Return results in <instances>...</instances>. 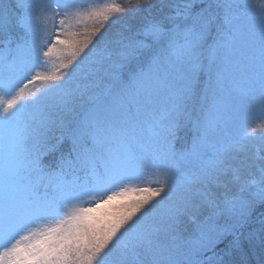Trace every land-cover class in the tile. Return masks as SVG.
Here are the masks:
<instances>
[{
	"label": "snow or ice",
	"instance_id": "1",
	"mask_svg": "<svg viewBox=\"0 0 264 264\" xmlns=\"http://www.w3.org/2000/svg\"><path fill=\"white\" fill-rule=\"evenodd\" d=\"M0 264H264V0H0Z\"/></svg>",
	"mask_w": 264,
	"mask_h": 264
},
{
	"label": "trees",
	"instance_id": "2",
	"mask_svg": "<svg viewBox=\"0 0 264 264\" xmlns=\"http://www.w3.org/2000/svg\"><path fill=\"white\" fill-rule=\"evenodd\" d=\"M113 2L118 3L121 6H127L129 4V0H126V1L125 0H109L108 3H113ZM131 2L133 4L135 3L134 0H131ZM260 2H261V0H253V3H260ZM117 16H119V14H116L109 21H106V22L102 21V20H92V21L86 22V23L76 21L74 23V26L70 29V31L78 32V33H80L79 36H84L87 38L90 35L93 28L99 27L101 24H103V27H101L100 33H97L96 36L92 37V42L94 43L97 39H99L101 34H104L105 41H108V40L114 39L120 32H122L128 28H134V27L138 26V24H139V20L136 16H125L119 20H117ZM113 20H117V22L113 23L112 22ZM103 43H104V41L101 42V45H100L101 47L103 46ZM89 47H91V44L89 45ZM81 55H83V54H81ZM66 57L67 58L65 60V63L70 58L67 53H66ZM44 63L45 62H43L41 64V66H44L40 70L42 75L44 74L45 69L47 71L46 75H62L66 71H68V69H64V67H63L64 63H62V59H59V61L57 63H55L54 66H50V64L44 65ZM47 83L49 84V82H47ZM41 88H42V86L40 84L39 89H41ZM37 94L38 93H36L35 95H37Z\"/></svg>",
	"mask_w": 264,
	"mask_h": 264
},
{
	"label": "rangeland",
	"instance_id": "3",
	"mask_svg": "<svg viewBox=\"0 0 264 264\" xmlns=\"http://www.w3.org/2000/svg\"><path fill=\"white\" fill-rule=\"evenodd\" d=\"M108 2H109V0H81V3L85 6V8L99 7V6H102V5H104L105 3H108ZM76 21H78V20H73L72 21L70 29L74 26V23ZM90 21H92V20L85 18L84 20H82L80 22L86 23V22H90ZM57 34H58V36H59L60 39H64V32L63 31L58 30L57 33H56V35ZM77 39L84 40V39H86V37L79 36V37H77ZM66 58H67L66 57V53L63 54V55H56V54H54L51 58H48L46 60V62L44 63V65L45 64H47V65L50 64V66H54V64L57 63L59 61V59H62V63H65ZM43 67L44 66H41V68H38L37 71L40 72V70ZM46 74H47V71L45 69L43 75H46ZM40 84L42 86V88H41L42 90L39 89ZM21 86L25 88V92L26 93H30V94H33V95H35L36 93H38L37 95H39L46 88L49 87V84L46 81H43V80H39L38 79V80L33 81L31 83H29L28 80H25ZM257 134H260V130L259 129H258ZM161 182H162L161 177H159V176H157V175H155V174H153L151 172H148V173L145 174V176H144V178H143L142 181L135 182L133 186L134 187H156ZM133 198H138V197H133ZM124 202L125 201L122 200V199L119 200V201H114L111 205H105L104 209H101V211H112V210H114L115 205L120 204V203H124Z\"/></svg>",
	"mask_w": 264,
	"mask_h": 264
}]
</instances>
